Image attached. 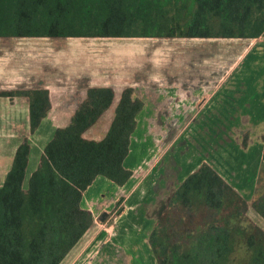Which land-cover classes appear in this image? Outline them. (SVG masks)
Returning <instances> with one entry per match:
<instances>
[{
    "label": "crops",
    "instance_id": "obj_1",
    "mask_svg": "<svg viewBox=\"0 0 264 264\" xmlns=\"http://www.w3.org/2000/svg\"><path fill=\"white\" fill-rule=\"evenodd\" d=\"M93 87H111L115 96L87 139L106 137L126 88L144 106L124 160L129 180L98 175L83 192L93 223L72 264H158L150 235L204 163L245 198L248 217L264 230L252 205L264 172V35L0 36V186L28 142V189L46 146ZM35 89L48 90L51 107L32 130L26 92Z\"/></svg>",
    "mask_w": 264,
    "mask_h": 264
},
{
    "label": "trees",
    "instance_id": "obj_2",
    "mask_svg": "<svg viewBox=\"0 0 264 264\" xmlns=\"http://www.w3.org/2000/svg\"><path fill=\"white\" fill-rule=\"evenodd\" d=\"M261 35L264 0H0V36ZM26 94L35 130L51 107L49 92ZM114 96L111 87L88 90L71 124L59 128L46 146L28 189L23 182L30 145L19 146L0 186V264H60L93 223L81 206L83 192L98 175L119 185L129 180L124 160L144 106L132 88L123 91L106 137H84ZM252 205L264 218V191ZM248 209L233 186L202 164L175 191L150 235L158 264H230L241 244L249 253L247 264H264V230Z\"/></svg>",
    "mask_w": 264,
    "mask_h": 264
},
{
    "label": "rangeland",
    "instance_id": "obj_3",
    "mask_svg": "<svg viewBox=\"0 0 264 264\" xmlns=\"http://www.w3.org/2000/svg\"><path fill=\"white\" fill-rule=\"evenodd\" d=\"M259 12L255 11L253 17H255ZM259 191H264V172L261 176L259 182ZM80 240L75 244V246L67 253L65 258L60 262V264H72L73 262L76 263V259L78 257V246ZM249 253L246 250L244 245H239L237 252L233 256V260L230 264H247L248 262Z\"/></svg>",
    "mask_w": 264,
    "mask_h": 264
}]
</instances>
